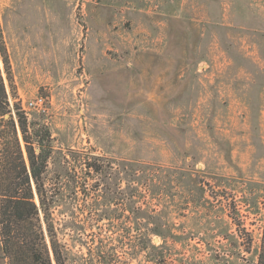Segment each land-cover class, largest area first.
I'll return each mask as SVG.
<instances>
[{"label": "rangeland", "instance_id": "rangeland-1", "mask_svg": "<svg viewBox=\"0 0 264 264\" xmlns=\"http://www.w3.org/2000/svg\"><path fill=\"white\" fill-rule=\"evenodd\" d=\"M0 29L19 104L44 99L75 264H256L264 0H0Z\"/></svg>", "mask_w": 264, "mask_h": 264}, {"label": "trees", "instance_id": "trees-1", "mask_svg": "<svg viewBox=\"0 0 264 264\" xmlns=\"http://www.w3.org/2000/svg\"><path fill=\"white\" fill-rule=\"evenodd\" d=\"M0 250L6 264H75L71 249L62 239V229L54 218L63 188L56 182L47 186L45 175L53 155L48 126L30 120L13 89L10 62L0 29ZM9 87V91H8ZM79 193L87 196L89 171L101 174V164L84 162ZM75 183H79L78 181ZM77 188V186L75 187ZM73 189L71 193H73ZM238 208V207H237ZM233 203L230 212L237 210ZM239 209V208H238ZM240 246L250 250L251 235L242 221L228 214ZM69 231V230H67ZM144 242H148L145 238ZM102 251L92 262L108 264ZM101 259L97 261V259ZM73 262V263H72ZM78 264H82L76 261ZM256 264H264V216Z\"/></svg>", "mask_w": 264, "mask_h": 264}, {"label": "built area", "instance_id": "built-area-1", "mask_svg": "<svg viewBox=\"0 0 264 264\" xmlns=\"http://www.w3.org/2000/svg\"><path fill=\"white\" fill-rule=\"evenodd\" d=\"M44 106V99L42 97H36L34 100H31L27 103V107H24L22 104V108L27 114L28 111L38 109L42 110Z\"/></svg>", "mask_w": 264, "mask_h": 264}, {"label": "crops", "instance_id": "crops-1", "mask_svg": "<svg viewBox=\"0 0 264 264\" xmlns=\"http://www.w3.org/2000/svg\"><path fill=\"white\" fill-rule=\"evenodd\" d=\"M262 116L264 117V115H262ZM259 161H260V165L262 167H264V157H262Z\"/></svg>", "mask_w": 264, "mask_h": 264}]
</instances>
